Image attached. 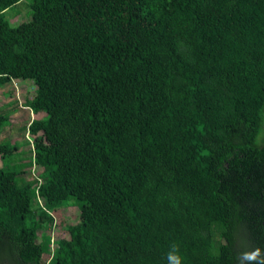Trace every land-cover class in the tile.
I'll return each mask as SVG.
<instances>
[{
  "label": "trees",
  "instance_id": "16d2710c",
  "mask_svg": "<svg viewBox=\"0 0 264 264\" xmlns=\"http://www.w3.org/2000/svg\"><path fill=\"white\" fill-rule=\"evenodd\" d=\"M21 1L0 0V86H34L26 106L44 115L27 163L42 172L19 182L0 144L11 259L166 264L175 242L183 264H227L234 208L212 163L236 130L247 151L259 128L264 0H26L11 27L3 13ZM58 203L78 223L36 241Z\"/></svg>",
  "mask_w": 264,
  "mask_h": 264
},
{
  "label": "water",
  "instance_id": "95a60500",
  "mask_svg": "<svg viewBox=\"0 0 264 264\" xmlns=\"http://www.w3.org/2000/svg\"><path fill=\"white\" fill-rule=\"evenodd\" d=\"M212 177L225 192L234 212L228 222L229 260L236 264L241 244L264 250V108L252 147L240 149V132L234 135L212 163ZM7 240L0 236V264H22L11 259Z\"/></svg>",
  "mask_w": 264,
  "mask_h": 264
},
{
  "label": "rangeland",
  "instance_id": "374dc122",
  "mask_svg": "<svg viewBox=\"0 0 264 264\" xmlns=\"http://www.w3.org/2000/svg\"><path fill=\"white\" fill-rule=\"evenodd\" d=\"M27 1H21L13 8L3 13L4 18L11 27L28 19V10H26V19L24 16ZM24 18V19H23ZM34 97V86L30 79H11L8 83L0 86V112L14 110L7 118V126L0 129V144L7 149H16L13 156H7L4 160V166L16 167L21 169L17 179L19 182L30 181L37 178L42 169L31 163L28 165V151L34 136H40V131L35 132L31 128L32 122L38 121L43 117V113L30 111L26 106V100L31 101ZM34 131L32 136L29 131ZM31 153V152H30ZM2 162L0 160V167ZM19 167V168H18ZM39 205L42 200L38 198ZM38 202V201H37ZM46 212L52 218V224L49 227L38 228L36 231V241H39L41 234H47L51 239L68 238L72 228L78 223V212L76 205L69 203H58L46 208ZM52 249L54 246L49 243Z\"/></svg>",
  "mask_w": 264,
  "mask_h": 264
},
{
  "label": "clouds",
  "instance_id": "9594fccd",
  "mask_svg": "<svg viewBox=\"0 0 264 264\" xmlns=\"http://www.w3.org/2000/svg\"><path fill=\"white\" fill-rule=\"evenodd\" d=\"M166 264H183L180 247L173 242L165 256ZM236 264H264V250L261 248H249L246 243L241 244V250L237 254Z\"/></svg>",
  "mask_w": 264,
  "mask_h": 264
},
{
  "label": "built area",
  "instance_id": "2783aa9c",
  "mask_svg": "<svg viewBox=\"0 0 264 264\" xmlns=\"http://www.w3.org/2000/svg\"><path fill=\"white\" fill-rule=\"evenodd\" d=\"M33 165H35V164H33ZM37 178H38V176H37ZM35 179V178H34ZM38 202H39V200H38Z\"/></svg>",
  "mask_w": 264,
  "mask_h": 264
}]
</instances>
